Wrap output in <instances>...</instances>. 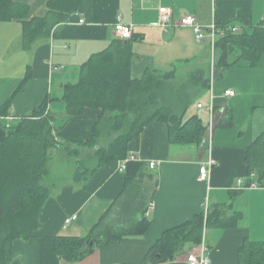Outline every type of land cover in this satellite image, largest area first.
Listing matches in <instances>:
<instances>
[{"label":"crops","instance_id":"crops-1","mask_svg":"<svg viewBox=\"0 0 264 264\" xmlns=\"http://www.w3.org/2000/svg\"><path fill=\"white\" fill-rule=\"evenodd\" d=\"M15 1L28 4V19L48 11V0ZM165 10L172 19L168 26L158 25ZM188 14L205 30L230 22L252 31L264 19V0H84L68 21L30 46L21 19L0 20V110L9 108L8 116L0 117V141L45 102L57 122H65L69 86L80 81L91 58L119 37L117 22L134 25L133 79L152 70L188 74L201 68L210 78L209 89L184 115L185 121L199 117L206 127L202 141H173L167 122L152 121L129 143L128 156L135 159L123 170V159H108L86 179L75 181V169L67 163L74 170L53 179L54 192L44 204L37 231L13 241L8 264H190L188 253H200L203 247L212 264H240L239 249L246 239L264 241V186L248 184L246 162L249 146L264 131V53L257 65L240 60L220 66L216 46L209 40L197 42L194 29L179 23ZM226 90L235 94L226 95ZM102 113L100 107L85 108L56 131L57 138L90 139ZM210 158L216 163L209 178L200 180V166ZM216 208L223 210V218L237 214L236 225L209 224ZM198 214L204 215L200 243H186L173 260L145 262L166 230ZM140 221L148 224L144 231L95 245L76 261L55 249L56 237L84 236L99 222L97 239L110 231L124 234Z\"/></svg>","mask_w":264,"mask_h":264},{"label":"trees","instance_id":"trees-1","mask_svg":"<svg viewBox=\"0 0 264 264\" xmlns=\"http://www.w3.org/2000/svg\"><path fill=\"white\" fill-rule=\"evenodd\" d=\"M83 1L48 0L45 16L28 19V4L0 0V20L21 19L26 45L30 46L49 37L58 25L68 21ZM231 25L230 22L218 24L225 31L215 43L219 50L218 64L227 68L245 60L257 65L264 53V19L252 31H233L229 28ZM133 38H116L107 51L96 54L86 63L80 81L69 86L65 95V122L59 124L45 102L11 126L10 132L0 141V264H8L11 260L14 240L29 238L37 231L44 204L54 192L50 162L59 149L63 161L76 166L73 179L81 181L108 159L126 158L131 140L152 121L167 122L173 141L203 140L207 129L199 117L192 116L185 121L184 115L195 99L210 87L205 69L180 77L176 70H152L142 78L133 79ZM87 107L103 109L92 137L85 141L58 139L56 131L70 119L82 115ZM8 114V106L0 110V117ZM84 147L88 150L83 152ZM246 162L248 184L256 181L264 186V131L249 146ZM222 213V209H214L209 224L236 225L237 214L227 219ZM101 225L99 222L84 236L56 237L57 253L69 261H76L90 253L95 245L142 232L148 224L140 221L124 234L110 231L104 239H97L96 231ZM203 229L204 215L198 214L166 230L146 253L145 262L175 259L186 243L201 242ZM239 262L264 264V241L246 239L239 249Z\"/></svg>","mask_w":264,"mask_h":264},{"label":"built area","instance_id":"built-area-1","mask_svg":"<svg viewBox=\"0 0 264 264\" xmlns=\"http://www.w3.org/2000/svg\"><path fill=\"white\" fill-rule=\"evenodd\" d=\"M171 19H172L171 11L165 10L160 15L157 24L161 26H168ZM81 22H84V20H81ZM179 23L182 26H190L194 29L197 42H203L205 40H209L213 44V46L215 45L217 38L225 34L224 28L219 27L217 24H212L211 26H209L208 29L205 30L203 26L198 22L197 17L193 14L182 16L179 20ZM229 28H231L233 31H237L239 29L235 25H231ZM115 30L120 38L131 39L134 34V25L117 22L115 24ZM225 94L234 95L235 91L226 90ZM198 106L201 108L203 107V104L199 103ZM133 159H135L134 155H130L127 158L123 159L121 162V170H123L126 167L127 163ZM215 163L216 161L213 158H210L206 163L200 166V176H199L200 180L205 181L209 178L210 171L212 167L215 165ZM155 164L156 163L154 161H151L150 167L154 168ZM251 186H257V184L253 183ZM76 217L77 216L75 215L71 218H68L66 222L69 223L72 220L76 219ZM206 250L207 248L203 247L200 253L194 251L189 252L187 255L188 262L190 264H212L210 257L204 253V251Z\"/></svg>","mask_w":264,"mask_h":264},{"label":"rangeland","instance_id":"rangeland-1","mask_svg":"<svg viewBox=\"0 0 264 264\" xmlns=\"http://www.w3.org/2000/svg\"><path fill=\"white\" fill-rule=\"evenodd\" d=\"M185 75H186L185 73H180L178 77L185 76ZM70 146L74 147V145H72V144ZM60 150L61 149H59V151L56 152L54 158L50 162V166H51L50 177L52 180L55 179V177H63L65 175H67L72 168L69 166V169H68V165L66 162L63 161L62 154H60ZM62 150H63V148H62ZM82 150L84 152V151L88 150V147H84ZM72 166L75 169L76 166L74 164H72Z\"/></svg>","mask_w":264,"mask_h":264},{"label":"water","instance_id":"water-1","mask_svg":"<svg viewBox=\"0 0 264 264\" xmlns=\"http://www.w3.org/2000/svg\"><path fill=\"white\" fill-rule=\"evenodd\" d=\"M91 244H93V241L91 242Z\"/></svg>","mask_w":264,"mask_h":264}]
</instances>
